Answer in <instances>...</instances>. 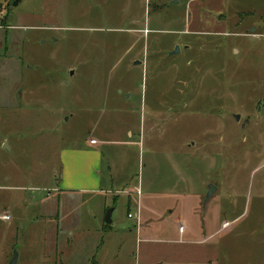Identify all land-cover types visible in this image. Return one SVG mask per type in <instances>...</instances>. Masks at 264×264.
Here are the masks:
<instances>
[{
    "label": "rangeland",
    "instance_id": "rangeland-1",
    "mask_svg": "<svg viewBox=\"0 0 264 264\" xmlns=\"http://www.w3.org/2000/svg\"><path fill=\"white\" fill-rule=\"evenodd\" d=\"M0 6V22L10 27L0 30V212L13 203L15 216L30 217L36 207H25L26 194H55L59 175L50 191H27L46 184L34 172L43 162L30 155L79 152L90 136L129 140L130 130L140 142L118 151L145 160L160 154V174L152 177L163 190L146 194L177 206V217L198 238H209L184 246L176 263L264 264V0H0ZM6 35L10 43L22 40L4 59ZM148 172L133 177L149 188ZM209 185L216 191L205 202ZM117 213L124 219L127 209ZM36 235L0 224V245L12 242L23 258L25 251L23 264H37Z\"/></svg>",
    "mask_w": 264,
    "mask_h": 264
},
{
    "label": "crops",
    "instance_id": "crops-1",
    "mask_svg": "<svg viewBox=\"0 0 264 264\" xmlns=\"http://www.w3.org/2000/svg\"><path fill=\"white\" fill-rule=\"evenodd\" d=\"M250 27L248 32H254L253 25ZM9 28L4 22H0V30ZM9 40L6 35L5 42L1 45L4 47V59L7 51L14 46V41L21 42L22 39L14 36L11 43ZM16 96L21 95L16 92ZM43 131L40 129L39 133L42 134ZM126 136L129 140L90 136L85 149L79 152L66 149L61 152L58 148L47 154L30 155V158L43 162L44 168L34 172L36 176L42 174L46 184L44 187H28V190L25 187L19 189L37 192L38 188H43L50 191L49 189L54 188L51 183L59 175L55 194L39 198L26 194L28 201H22L25 207L35 206V214L30 217L15 216L12 203L0 212V224L11 232L26 228L37 232V264H177L176 256L181 251L184 252V246L192 247L208 241V237L198 238V234L184 221L182 215L177 217V206L154 202V197L146 194L149 191L152 193L154 190H163V187L153 186L157 182L152 177L154 173L160 174V154H147L149 159L145 160L144 154H128L127 148L118 151L120 147L140 142L132 141L133 133L130 130L126 131ZM91 140L96 143L91 144ZM114 150L118 154H112ZM169 155H172L171 159L174 161V154H166L164 157L170 159ZM187 155L190 156L184 154L186 157ZM32 167L34 169L35 166L32 164ZM147 167L149 188L145 187L142 180L135 181L133 177L136 171H143ZM172 168L175 170L174 163ZM29 170L32 171L30 167ZM34 172L31 175L33 179ZM22 178H26V175L21 174ZM170 188L166 186L165 189L169 191ZM136 189H139V194L135 193ZM173 190H177V187L171 189ZM186 206L193 212L194 207L190 204ZM125 208L127 216L122 219L117 211L122 213ZM109 210L111 223L107 224L105 216ZM128 214L135 216L128 218ZM3 215H8L10 220H3ZM167 215L173 218L170 219ZM160 220L165 224L159 225ZM180 225L185 228L183 233H179ZM155 245L168 246L161 248ZM15 250L17 247L12 242L5 248L0 245V264H9ZM191 253L192 251L188 253L189 258ZM23 255L24 258L21 257V251L17 253V264L24 263L25 251Z\"/></svg>",
    "mask_w": 264,
    "mask_h": 264
},
{
    "label": "water",
    "instance_id": "water-1",
    "mask_svg": "<svg viewBox=\"0 0 264 264\" xmlns=\"http://www.w3.org/2000/svg\"><path fill=\"white\" fill-rule=\"evenodd\" d=\"M179 51H180V48L177 46V47L175 48V50L173 51V53H177V52H179ZM238 119H239V118L236 117V120H238ZM5 147H6V148L8 147L7 144H5ZM215 191H216V188H215L213 185H209V186L207 187V194H206L205 202H207V201L211 198V196L213 195V193H214ZM110 217H111V211L109 210V211L107 212L106 216H105V222H106L107 224H110V223H111ZM17 259H18L17 252L14 251V253H13V258H12V260L10 261L9 264H17Z\"/></svg>",
    "mask_w": 264,
    "mask_h": 264
},
{
    "label": "built area",
    "instance_id": "built-area-1",
    "mask_svg": "<svg viewBox=\"0 0 264 264\" xmlns=\"http://www.w3.org/2000/svg\"><path fill=\"white\" fill-rule=\"evenodd\" d=\"M90 143H91V144H95L96 142H95V140H91ZM135 193H136V194H139V189H136V190H135ZM134 216H135V215H133V214H128V218H134ZM135 218H137V217H135ZM2 219L5 220V221H9V220H10V217H9L8 215H3V216H2ZM225 224L228 225V223H224V225H225ZM224 225H223V227H225ZM227 225H226V226H227ZM178 230H179V233H183L184 230H185V228H184V226L180 225L179 228H178Z\"/></svg>",
    "mask_w": 264,
    "mask_h": 264
},
{
    "label": "trees",
    "instance_id": "trees-1",
    "mask_svg": "<svg viewBox=\"0 0 264 264\" xmlns=\"http://www.w3.org/2000/svg\"><path fill=\"white\" fill-rule=\"evenodd\" d=\"M92 264H95V262H92Z\"/></svg>",
    "mask_w": 264,
    "mask_h": 264
}]
</instances>
